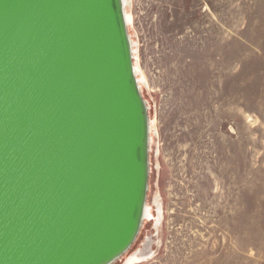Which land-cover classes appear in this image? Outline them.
<instances>
[{"label": "water", "instance_id": "water-1", "mask_svg": "<svg viewBox=\"0 0 264 264\" xmlns=\"http://www.w3.org/2000/svg\"><path fill=\"white\" fill-rule=\"evenodd\" d=\"M151 143L124 0H0V264L121 261Z\"/></svg>", "mask_w": 264, "mask_h": 264}, {"label": "rangeland", "instance_id": "rangeland-1", "mask_svg": "<svg viewBox=\"0 0 264 264\" xmlns=\"http://www.w3.org/2000/svg\"><path fill=\"white\" fill-rule=\"evenodd\" d=\"M129 2L154 121L135 264H264V0Z\"/></svg>", "mask_w": 264, "mask_h": 264}, {"label": "bare ground", "instance_id": "bare-ground-1", "mask_svg": "<svg viewBox=\"0 0 264 264\" xmlns=\"http://www.w3.org/2000/svg\"><path fill=\"white\" fill-rule=\"evenodd\" d=\"M124 2H125V13H126L127 20H128L129 30H131L132 14L130 13V10H129L130 2H129V0H124ZM130 34H131V32H130ZM131 39H132L134 55H135L136 75H137L141 90H142V92H144V84H146V80H145L144 75L141 73V69L139 66L137 42L135 41L132 34H131ZM153 127H154V121L152 120V131H153ZM161 214H162L161 209H159V216ZM147 215L150 218L155 216V214H154V212H153V210L149 204H147ZM150 218H147L145 220V223L148 222L150 220ZM159 241H160V239H159ZM151 242H152L151 239L148 238L147 240L144 241V243L142 244L141 247H139L138 249H135L133 251H129L121 259V261H120L121 264H135V263L146 260L147 257L148 258L151 257L150 255L153 253V249L151 248Z\"/></svg>", "mask_w": 264, "mask_h": 264}]
</instances>
